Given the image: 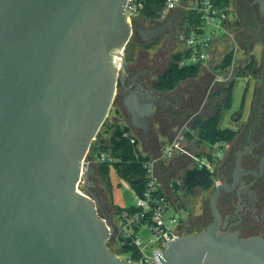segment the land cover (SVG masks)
I'll return each instance as SVG.
<instances>
[{
	"label": "water",
	"instance_id": "1",
	"mask_svg": "<svg viewBox=\"0 0 264 264\" xmlns=\"http://www.w3.org/2000/svg\"><path fill=\"white\" fill-rule=\"evenodd\" d=\"M126 2L0 0V264H125L110 249L114 226L93 192V168L84 193L79 185L120 87L130 126L145 143L161 107L130 75L125 50L135 31ZM256 2L264 15V0ZM163 33L136 30L146 44ZM215 228L178 237L157 258L264 264L263 240L216 236Z\"/></svg>",
	"mask_w": 264,
	"mask_h": 264
},
{
	"label": "flooded vegetation",
	"instance_id": "2",
	"mask_svg": "<svg viewBox=\"0 0 264 264\" xmlns=\"http://www.w3.org/2000/svg\"><path fill=\"white\" fill-rule=\"evenodd\" d=\"M233 6V16L237 15V21L242 26L235 34L237 39L235 41L245 55L252 56L254 59L249 60L250 68L248 65L245 67L249 69L247 77L242 79L245 88L240 109L229 115L227 120L230 122L229 127L223 128L222 125L232 109L224 114L221 122V131H231L232 136L217 144V159L211 177L212 182L207 188L197 190L190 185H185L182 180H174L173 177H176L180 169L187 164L198 161L194 156V149L202 148L205 151L210 149L205 143L200 145L196 140L191 142L187 135L195 134L192 126L197 121L212 117L210 104L218 102L224 105L225 100L216 97V94L230 83L238 82V78L233 74L230 77L213 74L211 80L205 81V87L188 82L184 88H181L179 84L173 91H157L154 87L156 82L152 83L151 78L161 72L158 75L159 78L165 71L176 41L177 24L172 18L140 24L141 28L164 29V33L156 40L160 43V54L154 59L143 55L136 60L133 66L129 65L131 77L136 76L139 84L154 91L159 97L161 107L155 109L152 120L156 118L161 128L170 123L168 126L175 128L177 125L174 126L173 122L187 118L183 128L172 134L170 140H174L183 130L184 142L189 143L190 146L183 149L182 153L175 152L169 157L168 167L164 164L157 166V173L174 214L175 233L178 237L195 236L209 232L210 228L216 227V236L229 234L237 235L241 241L256 238L264 241V15L256 0H234ZM139 40V46L146 45L141 39ZM216 55L214 54L210 59L209 67H213ZM153 63H156V66L154 70H150V64ZM249 92L250 100L247 102ZM126 94L120 87L118 95H122L121 106L127 113L123 106ZM135 131L144 137V132ZM152 141L158 148L152 154H161L164 145H160L153 138ZM147 145L151 150L150 144L147 143ZM90 178L95 182L96 179ZM97 179L98 186L93 188V192L102 203L104 214V212H109L108 204L104 190L99 187V178ZM174 182L178 183V190L174 189ZM217 191L216 213H214L212 200Z\"/></svg>",
	"mask_w": 264,
	"mask_h": 264
},
{
	"label": "built area",
	"instance_id": "3",
	"mask_svg": "<svg viewBox=\"0 0 264 264\" xmlns=\"http://www.w3.org/2000/svg\"><path fill=\"white\" fill-rule=\"evenodd\" d=\"M234 0H127L125 14L130 19L132 29L140 27L142 18L148 10H154L161 15L162 20L173 19L177 24L174 52L183 54L182 66H206L214 54H217L227 38L233 23ZM135 36V35H134ZM131 138L130 135H125ZM185 141L183 130L169 144L165 145L162 153L151 158L144 165L147 171L146 189L142 196H137L135 213L125 212L120 221L123 241L116 243L121 248L129 242L138 249L139 258L131 254L118 255L125 264H163L157 257L163 258L168 244L178 236L175 230V218L167 219L171 211L163 185L157 173V166L171 157L175 152L182 153V143ZM135 144L136 139L131 138ZM206 156L199 163V168H206L211 174L217 159V145L209 146ZM90 154V153H89ZM88 156L83 162L80 192L84 193L87 173L96 163H113L110 154H101L91 159ZM172 212V211H171ZM149 231L158 243V248L150 251L149 245L140 238L141 230ZM113 238V239H114ZM153 241H151L152 243Z\"/></svg>",
	"mask_w": 264,
	"mask_h": 264
},
{
	"label": "trees",
	"instance_id": "4",
	"mask_svg": "<svg viewBox=\"0 0 264 264\" xmlns=\"http://www.w3.org/2000/svg\"><path fill=\"white\" fill-rule=\"evenodd\" d=\"M159 20H162L161 15L151 9L148 10L142 18V21H145L147 23ZM241 27V23L237 21L235 23V32H239ZM139 39L140 38L138 37V35L135 34L133 40L129 43L125 52L129 53L131 49L136 48L138 42L140 41ZM158 43L159 41H154L151 43H147L144 46L149 49L152 45ZM125 57L128 65L134 64L135 59L133 55H125ZM183 58V54H180L178 52H174L171 55L168 66L166 67L162 75L158 78L154 86L157 91H173L179 84L190 79H195L198 76L199 70L202 68V66H182L180 62L183 60ZM233 60L234 52H231L224 58L222 64L216 69L219 72L225 70L227 71L229 68L232 67ZM236 86L237 82L230 83L229 86L222 88L216 94V97L225 100L224 105H220L218 102L210 104L211 112H213V115L209 119L197 121L195 125L192 126V129L195 131V134L187 135L188 139L191 142L196 140L200 145L201 143H205L209 146H214L226 139H229L232 136L231 131H221L220 125L223 121L224 114L230 111L233 107ZM131 132V127H117L112 135V138L110 139L109 145H107L105 141H98L93 143L89 157L91 159H94L96 156L101 154H110V156L115 160V162L113 163L94 164L96 166L97 176H99L98 178L100 181V186H104L105 184L106 190L111 191L109 173L110 169L113 167L122 178L127 180L132 185L136 196H142L146 189L147 180V171L144 165L148 163L151 159L147 156H143L140 148V141L137 140L134 136H132ZM125 135H130L131 138L134 137L136 139V143L132 144L131 138H126ZM199 173L205 175L206 177L205 182L202 184L201 188H207L208 185H210V183L212 182V174L206 168H198L195 171L187 172L185 177L182 179L183 183L185 185L192 186L193 182L197 178V174ZM135 209V206L125 210L117 209L118 211L116 217L119 221V227H116V229L118 230L117 242L124 240L121 234L120 227L122 215L125 212L133 214L135 213ZM117 248V255H125L127 253H132L131 255L134 258L140 257L138 249L132 244H129V242H125V245L121 248L117 244Z\"/></svg>",
	"mask_w": 264,
	"mask_h": 264
},
{
	"label": "rangeland",
	"instance_id": "5",
	"mask_svg": "<svg viewBox=\"0 0 264 264\" xmlns=\"http://www.w3.org/2000/svg\"><path fill=\"white\" fill-rule=\"evenodd\" d=\"M238 17L237 15L233 16V23H232V27L230 30V34L229 37L227 38L226 42L221 45L220 50H218L217 55H216V60L215 63L213 65V67H209L208 65L203 66L198 73V76L195 79H190L187 80L185 83H181L180 86L181 88H184L186 86V84H188V82H192L190 84H194V85H202L203 87L205 84V81L207 80H211V78H213V74H221L224 75L225 77H230L231 74H233V76H235L236 78H238V82H237V86H236V90H235V95H234V104H233V108L232 110L228 113V115L225 117V120L223 121V128L229 127L230 126V122H227L229 115L234 114L235 112H237L240 109L241 106V101H242V94H243V89L245 88V84L244 81L242 79H244L245 77H247V71L248 68H245L248 64H249V60L251 58V60L254 59V57L245 55V53L241 50L240 46L238 43H236L237 39L235 37V34L238 32H235V23L237 22ZM236 40V41H235ZM159 46L160 43L152 45L149 49H147L144 45L143 46H139V44H137L136 48H133L128 52H125V55H133L135 62L138 58L142 57L143 55H148L150 56L152 59H154L158 54H160L159 51ZM174 47V46H173ZM231 52H234V60H233V65L231 68H229L227 71H218L216 68L218 66H220L224 60V58ZM171 53H174V48H172ZM134 62V64H135ZM134 64L130 65L133 66ZM252 65V64H251ZM156 63L150 64V70H154L153 68H155ZM249 66V65H248ZM250 68V66H249ZM161 73V72H159ZM158 74H155L152 78L151 81L152 83L157 82L158 80ZM203 89V88H200ZM119 94V93H118ZM250 92L248 94V98H246V101L249 102L250 100ZM248 99V100H247ZM121 100H122V95H118L117 99L115 101L114 106L112 107L109 117L106 121V123L104 124V126L101 129V137L104 139V141L107 143V145H109L110 143V139L112 138V135L115 131V129L117 127L120 128H125V127H131L130 126V121H129V116L127 115V113L125 112V110L123 109V107L121 106ZM248 105V103H247ZM186 117H184L182 120H179L178 122H173L172 124L177 125L175 128H172L171 126L166 125L165 127L161 128L159 122L156 120V118H153V120L151 119V124H152V128H153V136L150 138V147H151V152H149V147L147 145V143H145L143 141V135L137 133L134 129H132V136H134L137 140L140 141V148L142 151L143 156H147L151 159V154L152 152L158 150V148H156V144L152 141V138L157 140V142L160 143V145H167L169 143H171L173 140H170V136L172 134L177 133L179 130H181V128H183V125H185L186 122ZM233 121V120H232ZM175 138V137H174ZM190 144L189 143H182V149H185L187 147H189ZM194 156L197 157L198 161H192L191 163L187 164V166L183 167L182 169H180L179 174L175 177H173L174 180H178L181 181L187 172L190 171H195L199 168V163L202 160V158L204 156H206V151L202 148L195 150L194 149ZM93 170H95V175L93 176L95 180L94 185L98 186V177L97 176V171H96V166L93 165ZM200 169V168H199ZM205 175L203 174H197V178L195 179V181L192 184L193 188H196L197 190H200L202 187V184L205 182ZM109 181L111 184V191H107L105 188V184L104 186H99L102 187V189L105 192V197H106V203L108 204V210L109 212H104L103 215H105L106 217H108V219H110L112 225L114 226V237L116 238V236L118 235V230L116 229V227H119V221L118 218L116 217L117 215V209H129L133 206L137 205V196L136 193L132 187V185L125 180L124 178H122L118 172L112 167L110 169V173H109ZM105 188V189H104ZM112 194H111V193ZM102 205V203H101ZM173 212H169L167 214V219H169L170 217H172ZM115 238L110 241V247L112 249V251L114 253L118 252V248H117V244L115 241ZM140 238L142 239V241L149 245V250H155L157 249L158 243L155 242V238L154 236L147 230L143 229L141 230V234H140ZM151 241H153L151 243Z\"/></svg>",
	"mask_w": 264,
	"mask_h": 264
},
{
	"label": "crops",
	"instance_id": "6",
	"mask_svg": "<svg viewBox=\"0 0 264 264\" xmlns=\"http://www.w3.org/2000/svg\"><path fill=\"white\" fill-rule=\"evenodd\" d=\"M149 152H151L150 150H149ZM152 154V153H151ZM152 157H154V156H156V155H151ZM151 157V158H152ZM169 163H170V160L169 159H166V160H164L161 164H164L166 167H168L169 166Z\"/></svg>",
	"mask_w": 264,
	"mask_h": 264
}]
</instances>
